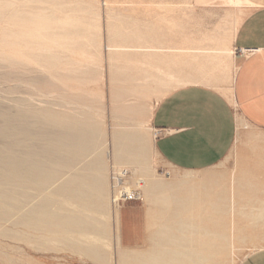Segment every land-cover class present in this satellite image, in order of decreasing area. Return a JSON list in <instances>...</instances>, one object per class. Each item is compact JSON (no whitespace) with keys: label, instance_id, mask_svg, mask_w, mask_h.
I'll return each mask as SVG.
<instances>
[{"label":"bare ground","instance_id":"1","mask_svg":"<svg viewBox=\"0 0 264 264\" xmlns=\"http://www.w3.org/2000/svg\"><path fill=\"white\" fill-rule=\"evenodd\" d=\"M4 4L0 1V20L6 19L7 23L3 28L5 40L10 45L24 46L19 58L26 71L31 65L37 67L30 71L38 72L31 86L41 81L48 83L56 77L55 67L66 61L61 54L72 46L66 40L69 36L58 33L59 20L53 19L45 9L19 11ZM242 4L249 12L245 1ZM167 8L174 10L172 6ZM243 16L230 31L228 44L215 36L198 41L183 39L177 49L175 41H168L151 30L149 35H143V42L138 35L131 50L143 52L145 63L158 71L152 74L158 85L185 86L219 78L228 81L227 87L234 74L221 77L222 59L228 58L233 65L231 42ZM119 39L127 41L125 36ZM93 43V38H87L88 45ZM115 47L129 51L127 46ZM176 55L178 61L182 57L183 65V75L178 79L171 74ZM0 61L13 64L14 59L0 57ZM210 72L212 76H208ZM219 91L230 98L229 88ZM38 96L19 100L15 111L0 106V236L33 250H52L57 244L96 264H106L107 256L100 240L109 236L110 226L101 219L108 215V195L103 135L91 117L95 111L89 114L82 111L80 116L58 112L47 100L50 95L41 92ZM243 127L239 119L238 139ZM261 140L264 142V135ZM250 149L253 158L264 163V146L253 143ZM146 155L145 136L141 132L127 130L112 134L109 157L115 162L137 165L143 169L142 175L147 168ZM246 170L242 166L232 170L227 187L210 173L187 174L169 183L145 175V180H140L143 184L133 187L128 185V179L124 180L127 184L122 188L136 191L142 208L120 209L116 191L112 192L118 264H225L228 246L231 248L232 244L228 239L235 237V217L230 215L228 220V213L236 212L234 196L237 193L240 197L245 190H259L250 184L252 180ZM113 184L115 188L114 180ZM226 188L230 195L228 210ZM259 203L264 206L263 201ZM239 212L244 213L240 218L253 225L264 224V210ZM236 239L242 242L243 237L237 235ZM13 251L10 246L0 248V264H16Z\"/></svg>","mask_w":264,"mask_h":264},{"label":"rangeland","instance_id":"2","mask_svg":"<svg viewBox=\"0 0 264 264\" xmlns=\"http://www.w3.org/2000/svg\"><path fill=\"white\" fill-rule=\"evenodd\" d=\"M0 1L5 3L4 6L7 4L19 11L45 9V12L53 19L59 20L58 33L68 35L66 40L72 43L69 51L64 50L61 54L66 57V61L55 67L56 77L48 83L41 81L40 84L31 86V80L38 75V72L30 71L36 70L37 67L31 65L28 71L25 70L19 58L24 46L10 45L5 40L3 28L7 26V23H5L6 19L5 21L0 20V57L14 59L13 64L0 61V106L3 109L15 111L19 106V100L40 98L38 94L44 92L50 95L47 100L52 103V109L55 111L79 116L82 111L88 114L95 111L91 117L99 124L103 135L102 151L108 195V215L101 219L110 226L109 236L107 239L100 240L107 256L106 264H118L119 254L112 216L115 212L111 197L112 192L114 193L113 180L116 182L118 179L120 183L117 185L118 188L123 184L126 185L124 180L127 179L128 185L133 187L138 184L142 185L140 180L144 181L145 175L154 180L169 183L187 174L210 173L213 178L227 187L231 171L241 166L247 169L248 178L252 180L250 184L259 187V190L255 192L245 190L240 197L237 193L236 197L234 196L236 212L228 213V220L230 215L235 217L236 229L233 232L235 237L228 239L232 244L231 248L228 246L225 264H243L246 259L264 253V224L253 225L239 217V215H244L239 211L264 210V206L259 203V201L264 202V163L255 160L250 149L253 143L264 146L261 140L264 132L254 130L244 123L233 151L209 170L186 173L166 167L153 150L154 132L150 125V118L160 99L180 85H158L156 78L152 77V74H158V71L151 69L145 63L143 52L131 50L138 35H140L139 41L143 42V35H149L151 30L164 35L168 41H175L176 29L179 31L182 29L183 39L198 41L205 37L215 36L228 44V35L235 23L248 13L247 7L242 4L243 0ZM166 6H172L174 10H168ZM119 36L127 37V41L121 42ZM87 38H93L94 43L88 45ZM176 39L179 40V36ZM118 45L127 46L126 49L129 48V51L126 49H124L126 51H121L115 47ZM221 69L223 70L220 74L222 78L224 76L229 78L234 74V65H230L226 57L222 59ZM212 74L210 72L208 76ZM227 84V80L219 81L218 78V81L209 79L199 85L222 90ZM127 130L141 132L145 136L147 151L145 174L141 175L143 169L137 165L118 163L111 156L109 157L112 134ZM226 189L225 209L228 210L230 209L228 204L230 195L228 188ZM137 202L135 204L119 202L120 209H129L123 206L139 207L135 210L141 209L142 201ZM227 226L226 231L229 236L230 222ZM237 235L243 237L242 242H238ZM7 246L15 249L12 259L16 264H96L89 258L63 250L57 244L52 250H33L23 243L0 236V248H7Z\"/></svg>","mask_w":264,"mask_h":264},{"label":"crops","instance_id":"3","mask_svg":"<svg viewBox=\"0 0 264 264\" xmlns=\"http://www.w3.org/2000/svg\"><path fill=\"white\" fill-rule=\"evenodd\" d=\"M244 1L249 12L231 42L234 76L224 87L229 88L230 98L204 85H183L166 94L154 109L150 120L153 150L170 169L199 173L218 165L237 142L239 119L264 132V0ZM175 32L178 49L183 31ZM171 74L176 79L182 77V57L178 61L176 55ZM243 264H264V253Z\"/></svg>","mask_w":264,"mask_h":264},{"label":"built area","instance_id":"4","mask_svg":"<svg viewBox=\"0 0 264 264\" xmlns=\"http://www.w3.org/2000/svg\"><path fill=\"white\" fill-rule=\"evenodd\" d=\"M254 51H250V53H252ZM116 185L114 190L116 191V194L118 196V200L117 202H130V201H139L140 198L138 196V193L136 191H131V192H127L124 188H122V186H120L119 188L117 187L118 185V181L116 179ZM120 184V183H119ZM114 186V184H113Z\"/></svg>","mask_w":264,"mask_h":264}]
</instances>
